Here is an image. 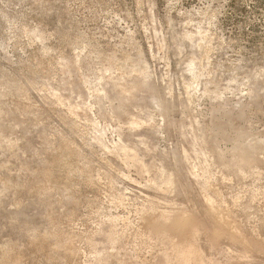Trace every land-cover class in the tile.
<instances>
[{"label": "rangeland", "instance_id": "1", "mask_svg": "<svg viewBox=\"0 0 264 264\" xmlns=\"http://www.w3.org/2000/svg\"><path fill=\"white\" fill-rule=\"evenodd\" d=\"M0 264H264V0H0Z\"/></svg>", "mask_w": 264, "mask_h": 264}]
</instances>
